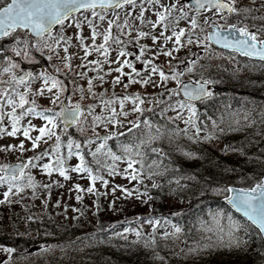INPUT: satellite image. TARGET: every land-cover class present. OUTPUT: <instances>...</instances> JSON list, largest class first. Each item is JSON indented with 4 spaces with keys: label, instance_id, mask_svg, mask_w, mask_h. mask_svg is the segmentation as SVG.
<instances>
[{
    "label": "rangeland",
    "instance_id": "1",
    "mask_svg": "<svg viewBox=\"0 0 264 264\" xmlns=\"http://www.w3.org/2000/svg\"><path fill=\"white\" fill-rule=\"evenodd\" d=\"M160 2V4L168 6L174 0H160ZM160 4H151L149 0L136 1L135 6L126 5L117 12L104 15L105 20L103 21L99 20L98 17H93L92 12L79 13L75 18L64 23L62 27H57L52 34L53 36L62 34L70 41L68 45L61 42L59 47H56L55 41L49 37L32 40L28 38V33L25 31L17 32L8 39L0 40V47L5 48V51H3L4 56H0V81H2L0 82V90L13 88L16 91L26 92L30 87L32 92L35 93L38 89L45 87L42 79L29 80L27 87L11 83V75L3 72V68L9 66V60L19 65L18 68L13 69L17 76L23 71L31 72L34 77L45 73L55 76L64 85L65 91L59 94L60 98L55 104L52 103V98L57 94L55 88L52 89L51 93L45 91L42 96L36 95L33 97L29 95V100L35 99L37 111L52 109L58 112L60 103L63 100L71 104L79 103L83 108L88 105H99L101 96L104 99H109L139 95L145 100V103L141 105L145 110L143 116L132 111V101H125L123 110L128 112L129 115L127 117L119 116L122 127L112 124L107 125V127L103 124L93 125L92 116L85 112L79 125H75L73 129H67L66 132L63 130L67 134L68 140H70L69 132L78 136L80 139L78 144L81 145L80 155L84 156L83 148L85 147L88 155H90L89 164L86 163L87 167L92 169V175H98L106 180L107 187L98 179L95 182V192L86 191L92 185V181L88 173L72 170L81 167L82 162L79 156L75 154L76 149L74 146L72 149L73 155L68 157V143L65 146L62 143L60 144L58 156L52 153L51 158L43 157L39 161H34L37 166L27 167L24 171V178L15 182L26 185L27 177L31 175L37 185L35 191L31 187H25L23 191L16 194L14 188L12 194L6 198L4 194L8 191V184L5 182L0 185V232L6 230L11 234H22L21 239L26 236L36 237V230L29 226L31 220L33 224H37L36 220L42 219L45 214L47 217H52L48 223L56 226L66 222L70 223L73 214L77 211L86 212L88 216L87 228L89 229L88 236L76 239L58 238V236H51V234L44 232L43 235L45 236L38 237L39 242L37 240L33 244L32 241H29L30 246L23 250H16L10 244L5 245L3 248H13L15 251L11 254L0 251V264H135L136 261L140 262L142 259L150 264H201L212 260L211 257H214L215 260L220 257L227 260L230 257H241L244 253L250 251L252 242H247L240 247H226L227 236L224 238V243H221L214 233L202 230V221L210 222L212 220L211 214L221 212L225 216L232 217L245 225V228L236 233L237 236L245 240L249 227L240 218L235 217L232 212L226 211L224 207L206 208L204 213L195 217L181 215L185 219H192V223L189 224L190 228L188 229L181 228L182 231L178 234L175 233L173 225L178 226L177 223L179 222L172 220L171 212L188 207L195 193L198 195L209 193L214 198L222 199L227 195L224 189L228 188L229 185H241L240 182L247 177L255 179L257 174L260 176L264 174V159L261 160L255 154L258 145L264 149V123H261L259 118V114L264 112V102L261 99L253 98L251 91L242 87V90L228 94L227 105H224V109L218 118H208L200 122L194 117L197 126L201 128L199 136H196L193 127L184 123V120L189 116L187 111H184L181 119L174 122H169L166 119L161 120L159 124L167 123L169 128L177 126L181 130L188 128L187 134L181 132L178 136L173 137L171 141L165 138L153 145V147L161 148L167 153L164 164L168 165V170L164 175H154L151 179L145 176L142 182L130 180L125 176V169L128 165L124 160L116 161L114 164L118 174L109 175L108 168L113 166L114 162L105 154L106 149L101 152L96 151L99 144L102 143V140H97V135L101 138L109 134H116L108 142L112 140L118 142L119 133H130L128 128L131 121L138 118L141 120L144 118L150 119L154 113V115H158V118L163 119L160 116V110L165 106V102L177 104L184 101L180 95L170 97V91L179 89L181 84L173 79L164 82L158 73L151 74L152 65H156L170 77L175 72H181V82L187 79L200 80L202 75L204 78L215 82H226L228 85L235 84L237 81L249 82L259 88L262 92L261 95L264 97V66L242 63L234 54L216 51L210 46L205 47L203 36L193 38L194 43L190 45L186 43V38L189 35L182 37L183 47L176 45L174 38L172 41L165 43L164 37L160 35L163 31L162 27L153 28L152 24L149 23V21H157L156 11L163 10ZM142 8L147 9L143 12V23L136 18L141 13ZM188 11L193 14L190 9ZM117 15L126 18L123 22H119V26H117L119 30L122 29V25L126 20L128 24L132 21L135 22L123 29L126 33H130L129 35L136 37L137 41L133 45L130 43L128 49L124 51L129 53L126 56H120L119 53L123 50L116 43L110 42V46H105L108 48V55L105 57L102 51L96 52L92 46L103 44V35L109 29L108 21H115ZM215 16L214 11H208L202 14L199 22L205 25L206 20ZM85 17H87V20ZM88 20L92 21L98 33L94 41L91 39V28L87 22ZM76 23L81 24V27L77 28ZM165 23L169 24V17ZM179 29H185L186 32L191 30L181 22L176 25V31ZM138 31L149 33V35L143 38L138 37ZM165 35H172V29L169 28ZM153 36L158 37L156 43L153 42ZM80 39H83V45L80 44ZM46 45L52 47L49 48ZM65 46L68 47L67 53L63 51ZM86 47L91 52L87 56H85L84 51ZM142 47L144 48L143 55H141ZM177 47H179V50L173 51L172 57L163 55L159 51L162 48L171 51ZM19 50H23L22 55L16 54V51ZM25 54L32 59L24 58ZM49 56H51V60L48 59ZM65 56L71 58L69 61L71 69L65 67ZM124 60L130 61L140 75L137 76L132 68L124 66ZM91 61H100L101 63L98 67L97 64L90 63ZM116 61H120V63H116ZM145 61H151V65L146 66ZM186 64L193 68L191 73L187 72ZM120 67H123V75L115 70ZM203 68L207 70L204 71ZM56 69H60V71L57 72ZM81 73L85 75L81 76ZM98 76H103V81L98 79ZM149 76H151V79L146 85L129 82L130 77L134 80H143ZM117 77L120 78V82L113 84ZM89 80L92 81V91L97 94L96 97L88 92ZM126 84L128 87H125ZM50 86L49 84L48 87ZM80 89L84 90L83 98H81ZM220 98L223 100L221 96ZM156 101H159V103ZM30 106L25 105L24 107L28 108ZM111 106L115 107L117 112L120 111L118 102ZM194 107L196 109L195 105ZM245 109H248L255 117L256 123L248 127H229V113L243 112ZM10 110V108L5 109V111ZM21 111L17 109V114L19 115ZM94 115L107 116L108 113L97 106ZM176 115L177 113L171 110L164 113L166 118H172ZM46 123L39 116L26 115L19 122L21 131L16 136H9L7 133L0 135V166L10 167L12 164L28 161L35 156H40L46 150H51L57 144L56 136L51 139L45 137L40 141L39 146L33 150L31 140L22 135V129L31 124L34 130L30 132V135L35 138L39 135V132L35 129L44 127ZM2 127L10 132V119H5ZM62 129L63 124L62 127L59 126V130L56 128L53 131L62 136ZM139 131V129L136 130L137 133ZM190 137L193 138L190 139ZM89 139L96 142L87 144L86 141ZM21 143L24 144V151L19 150L18 146ZM119 144L116 143V149H113L112 144L109 143L107 148H111L112 152L119 155ZM9 146H16L15 150ZM91 153H96L95 158ZM184 153H191L192 155L186 156ZM58 158L64 161L63 168L66 170L68 179L59 175L57 171H53L49 176L43 170V165L48 163H51L55 168ZM155 158L154 154L150 153L149 160ZM209 166L213 168L214 179L220 182L217 186L205 184ZM136 167H139V165H136ZM249 170H253V173L245 172H249ZM170 171L172 174L168 175ZM0 176L5 175L0 173ZM177 181L179 182L177 183ZM154 184L164 185L166 188L167 216L162 219L160 226L155 229V244L145 247L144 239L153 233V226L145 223V219L152 217L161 220L156 215L157 204L146 195H141L146 193V187H154ZM77 185L85 191L78 192ZM121 189L132 191V195L128 196ZM77 195L81 196L82 199L78 201ZM99 217L104 220L105 224L103 226L98 222ZM137 218H139V223H130ZM222 223L225 225V231H227V219L223 220ZM128 228H142V237L138 238L133 232H128L126 234L127 238H122L119 234L125 233ZM165 233L170 234L167 239L163 238ZM19 245L25 247L23 243ZM44 248L50 250L43 251ZM128 254L134 255L136 260L129 263L125 259ZM201 259L206 260L200 262Z\"/></svg>",
    "mask_w": 264,
    "mask_h": 264
},
{
    "label": "snow or ice",
    "instance_id": "2",
    "mask_svg": "<svg viewBox=\"0 0 264 264\" xmlns=\"http://www.w3.org/2000/svg\"><path fill=\"white\" fill-rule=\"evenodd\" d=\"M239 0H187L186 3H181L180 0H174L168 6H164L160 4V0H149L151 4H160V7L163 9L162 11H156L155 15L157 16V21H149L152 24V27L155 28L157 26L162 27L163 31H161L160 35L164 37L165 43L168 41H172L174 38V43L180 47L184 45L181 43V37L186 36V30L180 29L176 31V25L179 23V19L175 20L174 24L165 23L168 20V17L171 16L172 12L179 11L182 15L180 19H190L188 12L185 11V8L194 9L197 14L201 12V10L207 9L211 11L213 9L216 10V13L219 15H223L227 12L229 15H236L237 17L243 16L244 19L256 20H264V16L256 17L251 14L254 11H259L256 8H250L246 6L237 7V3ZM253 4H255V0H251ZM136 0H0V38L8 37L12 34L14 30L17 29H25L31 30V33L37 37L43 38L45 34H48L50 39L55 41L56 47H59L60 43L63 42L65 45L70 44V41L67 40L62 34H57L56 36L52 35L53 26L61 25L63 26L65 21L71 19L75 13H79L82 9L86 11H91L93 17L98 16L101 21L105 20V16L96 12L97 8L102 10L106 9H118L123 7L124 5H133L135 6ZM147 11V9L141 10V13L136 17L142 23L144 22L143 12ZM87 20V17H85ZM116 19L119 17L117 15ZM89 27L91 28V39L94 41L98 33L96 32L95 27L91 20L87 21ZM109 29L106 30V33L103 35V44L96 46L93 45L92 48L96 52H101L107 57L108 48L105 47L109 39H113L115 43H122L118 38L111 37V25L113 21H108ZM205 23H211L213 27V31L205 36V39L210 43H215L227 49H232L236 52H239L248 57H257L260 61H264V38H261L262 34H264V26L256 27L253 24V28L255 31H251L247 24L234 23L227 27V29L221 27L217 21L212 18H209L205 21ZM191 29L195 30L200 27L197 19H190ZM77 28L81 27V24L76 23ZM124 28L128 27L127 20L124 22ZM172 29V35L166 36L165 32ZM130 34V33H129ZM138 37H145L149 35V33L138 31ZM153 42L156 43L158 37H152ZM187 44H192L194 41L191 36H187L186 38ZM80 44L83 45V39H80ZM51 48V45H46ZM208 47V45H205ZM179 47L174 48L169 51L166 49H160L163 55L168 57H172L173 51H178ZM23 50L16 51L17 55H22ZM65 53L68 52V47L65 46L63 48ZM85 56L90 55L91 52L86 47L84 48ZM144 48H141V55H143ZM120 56L129 55L124 51L119 53ZM26 59H32L28 57L26 54L24 56ZM51 60V56L48 57ZM70 57L65 56L64 62L65 67L71 69ZM139 59V57H137ZM107 62V60H105ZM9 66L3 68L4 73H9L11 75V83L16 85H25L27 87V82L31 79H42L45 87L38 89L35 93L32 92L31 88L28 87L26 92L16 91L13 88H8L5 90H0V135L7 133L9 136H16L18 132L21 131L19 126V122L26 115H34L39 116L44 119L47 123L44 127H40L39 129H35L39 132V135L33 138L30 135V132L34 130L33 126L29 124L28 127L22 129V135L31 140L33 150L39 146L40 141L45 137L51 139L53 136H56L57 144L51 149L46 150L40 154V156H35L29 159L26 164L17 165L15 167L9 168L8 166H0V173H6V176H0V185L7 182L8 191L4 194L7 198L10 194H12L13 189L15 188L16 194L23 191L25 187H31L33 191L37 187L34 177L29 175L27 177V184L20 185L15 183L17 180H22L24 178V170L26 167H35L37 166L34 161H39L43 157H50L51 154L55 153L57 156L59 155V148L61 144L60 136L57 135L53 129H56L59 124H63V130L66 132L69 126L79 125L81 123V117L85 115L87 112L88 115L92 116L93 125H101L103 124L105 127L107 125H119L123 126L122 122L119 119L120 115L127 117L129 115L128 112L123 110L125 101H132L133 103V112H137L140 116H143L144 109L141 107L145 103V100L142 99L139 95L133 96H125V97H114L109 99H104L103 96L100 97L99 105H88L86 108H82L81 104H71L70 102L65 104L63 101L60 103V110L54 111L52 109H43L41 111H37V105L35 103V99L29 100L28 96L32 95L33 97L36 95H44L45 91L51 93L52 89H57V94L52 98V103L55 104L57 100L60 98V93L65 91L64 85L59 81L55 76L41 73L38 76L34 77L31 72H25L21 76H17L13 69L18 68L19 65L11 60L8 61ZM90 63H95L100 65V61H91ZM116 63H120V61H116ZM145 65H151V61H145ZM195 63V62H192ZM123 65L132 68V71L136 73L137 76L140 73L136 72V69L132 66L131 62L128 60L123 61ZM203 67V66H202ZM117 72H120L123 75V67L115 69ZM187 72L191 73L193 71L192 67L186 66ZM206 71V68H203ZM57 72L60 69H56ZM151 74H159L162 81L167 82L169 79L176 80L178 84H181V87L177 90L170 91L171 96H178L181 93L183 97H185V101L178 102L177 104H171L165 102V106L160 110V116L169 122H174L175 120L181 119L183 117L184 111L189 113L187 119L184 120L186 125H190L194 128L196 136H199L201 128L197 126L196 121L193 119L196 116V109L193 105V101L204 100L206 98L213 97V92L208 88V85L213 83L211 79L204 78L203 75L199 82H187L182 83L180 80L181 72H175L171 77L166 75L164 71L159 69L156 65H152L150 69ZM81 76L85 75L84 73L80 74ZM98 79L103 81V76H98ZM151 76L145 78L143 80H134L130 77V83H141L142 85H146L149 83ZM2 82V81H0ZM120 78L117 77L113 84L119 83ZM89 88L88 92L96 97L97 94L92 91V81L89 80ZM51 85L48 87V85ZM125 87H128L126 84ZM83 89H80L81 98H83ZM119 103L120 111L117 112L114 105L115 103ZM151 102V101H150ZM159 103V101H156ZM25 105H31L28 108H25ZM100 106L102 111L107 112L108 115H94L95 108ZM230 107V106H228ZM11 109L10 111H5V109ZM17 109H21L20 114H17ZM174 111L177 113L175 117L166 118L164 117V113L167 111ZM151 111V110H150ZM49 113V114H46ZM260 122L264 123V112L259 114ZM5 119H10L11 123V131L8 132L6 128L2 127ZM223 119V117H222ZM59 122V124H58ZM256 123L255 117L251 114L248 109H245L243 112H230L229 113V127H248L251 124ZM51 127H48V126ZM139 129V133L136 130ZM128 132L132 133V137L128 142H122L118 145L120 154L112 152L111 148H107V142L110 139L114 138L116 134H109L103 138H100L97 135V140H102V143L97 147V152H101L106 149L105 154L111 158L114 162L113 166L108 168L109 175L118 174L115 169V162L124 160L128 167L125 169V176L130 180H139L142 182V179L147 176V178L151 179L152 176H161L168 170V165L164 164V160L167 159V153L163 151L161 148L153 147L155 142L163 140L165 138L171 139L173 137L178 136L181 132L187 134L188 128L179 129L177 127L169 128L168 124H159L157 122L151 121L148 118H144L143 120L137 119L130 122V127L128 128ZM118 135H125L124 132L119 133ZM193 137H190L192 139ZM46 142V141H45ZM95 140L89 139L86 141L87 144L95 143ZM73 146L76 149L75 154L79 156L82 166L72 169L76 172H86L89 174V177L92 181V185L86 190L90 193L95 192V182L96 180H101L105 187H107V181L103 180L102 177L98 175H92V169L87 166H83V155H80L81 145L75 143L74 141H69L67 144L68 148V157L73 155ZM13 150H15L16 146H9ZM20 151H24V144L21 143L19 146ZM6 150V149H4ZM154 154L155 159L149 160V155ZM95 158L96 153H91ZM186 156H191V153H184ZM63 159L56 160V167L53 168L51 163L44 164L43 170L47 173V175L51 176L53 171H57L59 175L63 176L65 179H68L66 175V170L63 168ZM98 163V161H97ZM139 165V167H136ZM163 165V167H161ZM147 169V171H146ZM130 170V171H129ZM179 181H177L178 183ZM154 186H158L155 185ZM47 187V186H46ZM77 191H85L84 189H80L79 186H76ZM115 191V189H113ZM121 191L126 192L128 196L132 195V191L127 189H121ZM225 192H231L233 195L228 197L229 203L232 207L239 213L243 215L252 225H254L259 233L264 234V181L257 182L254 186L249 189H235V188H225ZM141 195H146L143 193ZM77 200H81L82 197L77 195ZM212 215V220L210 222H201V228L203 231L214 233L218 240L221 243H224L225 236L228 237L226 247H240L243 244H246L247 241L243 240L240 236H237L236 233L240 232L241 229L245 228L240 221L234 220L232 217L225 216L224 213L216 212ZM227 219V231H225V225L222 223L223 220ZM145 223L153 226V233L150 234L146 239H144L145 247H150L155 244V229L160 226V220L156 218L149 217L145 219ZM167 222V221H166ZM130 223H139V218ZM175 233H180L182 231L181 227L173 225ZM128 232H133L138 238H141L142 228L141 229H131L128 228L125 230V233L119 234L122 238H127L126 234ZM169 233H165L164 237L167 239ZM211 239V237H209ZM43 251H49L50 249L44 248ZM0 251L11 254L15 251L13 248H3L0 247Z\"/></svg>",
    "mask_w": 264,
    "mask_h": 264
},
{
    "label": "trees",
    "instance_id": "3",
    "mask_svg": "<svg viewBox=\"0 0 264 264\" xmlns=\"http://www.w3.org/2000/svg\"><path fill=\"white\" fill-rule=\"evenodd\" d=\"M215 90V94H216ZM219 100V103L217 104V100L215 98H212V100L208 101L206 106L204 108H201L198 110V119L199 121H202L207 118H214L217 117L219 112L222 110V102L220 97L217 98ZM228 100L226 99V103ZM225 103V106L227 105ZM155 116V115H154ZM154 116H152V119L154 120ZM161 120H164L161 119ZM62 127V124H60ZM62 136L60 137L61 143L63 146H65L69 141H74L75 143L79 142L78 136L75 137L76 135L70 134L69 136L70 140L67 139V134L63 131L62 129ZM132 137V133H126L125 135H119L117 139L119 140L118 142H115L114 140L111 141L112 146L115 147V143H122V142H128ZM85 148V147H84ZM257 151L255 154L263 160L264 159V149L260 148V145H258V148L256 149ZM88 154H86V159L88 160ZM219 163L217 164L218 167ZM223 167V165H222ZM212 170V171H211ZM246 173H253V170L245 171ZM172 174L170 171L168 173ZM214 172L212 167H208V175L205 181L206 185H211L213 184L214 186H217L220 184V182L217 179H214ZM260 175L257 174L255 179L251 178H245L243 179L240 183L242 186L249 187L252 184L256 183L260 179ZM199 186V185H198ZM146 196L153 200L158 206L155 211L157 212L156 215L160 216V218H164L167 216L166 214V209H167V193H166V188L164 185L161 186H154V187H146ZM213 207H224L226 211H228V207L224 204L222 199L214 198L212 197L209 193H204L202 195H198L195 193L194 197L192 198L191 204L183 209V216H197L198 214L204 213L206 208H213ZM183 216H180L176 218L175 220L179 222L178 226L183 228V229H188L189 224L192 223V219H185ZM52 217H47L45 214L43 215V218L40 220H36L37 224H33V221L31 220L29 222V226L33 227L36 230V237L32 238L31 241L33 242L35 239H37L39 236H45L43 235L44 232H47L51 234V236H58V238H64V239H76L78 237H84L88 234L89 229L87 228V222H88V216L86 212L84 211H77L73 214L71 222H66L65 224H57L56 226L54 224L48 223V221L51 220ZM98 222L101 226H103L104 220L99 217ZM245 224L249 227V231L245 237L252 242L250 251L248 253H244L241 257H233V258H226L220 257L218 260H215L214 257H211L210 261L204 262L206 259H201L200 262H204L201 264H264V247H263V241L261 238V235L259 231L253 227L249 222H247L245 219H243ZM162 222V221H161ZM33 224V225H32ZM88 236V235H87ZM249 236V237H248ZM23 237L22 234H11L6 230H3V232H0V245H8L10 244L13 246L16 250H20L22 248H26L30 246V236H26L24 239H21ZM58 240V239H56ZM40 240H38L39 242ZM24 244L25 247H22V245L19 244ZM125 259L129 261V263L135 261L134 255L128 254ZM150 264L147 263L145 259H142L139 261H136L135 264ZM83 264V263H82ZM166 264V263H164ZM176 264V263H172ZM200 264V263H199Z\"/></svg>",
    "mask_w": 264,
    "mask_h": 264
},
{
    "label": "flooded vegetation",
    "instance_id": "4",
    "mask_svg": "<svg viewBox=\"0 0 264 264\" xmlns=\"http://www.w3.org/2000/svg\"><path fill=\"white\" fill-rule=\"evenodd\" d=\"M186 2H187V0L181 1V3H186ZM225 2H228V0H225ZM242 6L259 9V11H254L251 14L252 16H256V17L264 16V0H255V4H253L251 2V0H239V2L237 3V7H242ZM188 9H190L193 12V14H190ZM185 11L188 12L190 19L191 18L197 19L200 13H202L204 11H208V10L207 9L201 10V12L199 14H197V12L192 8H185ZM96 12H98V13L102 12L105 14V13H108L109 11L96 10ZM181 15L182 14L180 13V17H181ZM96 17H98V16H96ZM190 19H188V20L179 19V22L187 23L189 26H191L190 25ZM197 21H198V24L200 25V27L196 28L195 30H191L189 33L193 34L194 38L199 37V36H203V38L205 39V36L208 35L210 32L211 23H206L205 25H203L201 22H199V20H197ZM215 21H217L218 24L225 29H227V27L231 24L241 23V22L243 24H247L251 31H255V28H253V24H255L256 27L264 26V20H260V19L253 20V19H251V17H249L248 19H244L243 16L237 17L236 15H229L227 12H225L221 16L220 19H217ZM115 32H116L115 30H112V34H111L112 38H114ZM261 38H264V34H262ZM123 39H127V38L124 37Z\"/></svg>",
    "mask_w": 264,
    "mask_h": 264
},
{
    "label": "water",
    "instance_id": "5",
    "mask_svg": "<svg viewBox=\"0 0 264 264\" xmlns=\"http://www.w3.org/2000/svg\"><path fill=\"white\" fill-rule=\"evenodd\" d=\"M83 10V9H82ZM56 26V25H55ZM53 28H54V26H53ZM15 31V30H14ZM30 35L33 37V38H38L37 36H35L34 34H32L31 33V30H30ZM23 75V74H22ZM208 88H209V85H208ZM23 163H21V164H16V165H12L11 167H15V166H17V165H22ZM10 167V168H11ZM263 181H264V179H263ZM230 188H235V189H237V190H239V189H243V188H239V187H230ZM231 195H233V193H231V192H229V196L228 197H230ZM228 197L227 198H225V201L232 207V205L229 203V201H228ZM233 208V207H232ZM234 209V208H233ZM235 210V209H234ZM241 214V213H240ZM263 236H264V234H263Z\"/></svg>",
    "mask_w": 264,
    "mask_h": 264
}]
</instances>
